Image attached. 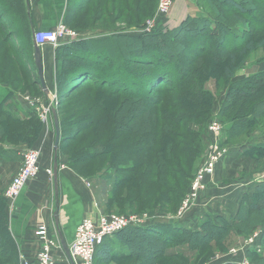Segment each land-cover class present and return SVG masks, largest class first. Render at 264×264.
Instances as JSON below:
<instances>
[{
  "label": "trees",
  "instance_id": "trees-1",
  "mask_svg": "<svg viewBox=\"0 0 264 264\" xmlns=\"http://www.w3.org/2000/svg\"><path fill=\"white\" fill-rule=\"evenodd\" d=\"M157 1L112 0L106 4L112 11L108 24L115 27L120 22L141 30L154 15ZM261 1L254 3L262 10L264 0ZM202 4L208 10L207 15L187 17L173 29L156 25L150 32L130 35L114 30L107 37L80 38L54 48L58 98L55 110L61 154L75 172L87 179H101L109 186L103 214L117 199L119 201L118 191L124 185L134 189V185L139 188L154 181L167 193L160 195V200L184 196L193 176L194 162L204 150L201 133L193 126L206 123L211 116L212 97L205 90L209 70L204 66L203 54L212 59L216 70H221V79L226 81L218 112L221 122L227 125L225 142L232 143L243 135L250 136L264 129V69L234 80L252 52L261 49L264 53V30L261 33L256 30L259 25L256 18L264 19V11L260 17L249 16L257 9H252L248 0H202ZM104 6L102 3L93 13V24L107 15ZM0 14L1 22H8L14 28L9 40H4L14 44L13 47H21L18 67L32 79L28 86L37 88L42 95L38 74L32 75V69L36 70L33 57L36 30L31 26L26 0H0ZM74 19L63 23L74 30ZM190 39L197 55L192 54L184 67ZM174 62L179 72L178 79L172 81L174 77L167 65ZM5 86L10 96L13 88ZM89 90L95 97L96 94L102 96V100L86 96L84 92ZM103 97L116 105H108ZM129 120L134 123L132 127ZM11 124L20 128L21 134L12 135ZM40 130L35 114L24 120L17 119L0 101V136H3L0 162L14 153L4 150L2 145L16 146L14 143L19 141L31 145ZM92 132L97 133L101 143L94 142L91 147L68 153L65 143L72 144ZM105 134L110 135L108 142L111 143H105ZM260 134L249 151L258 166L261 165L260 155L264 154V132ZM7 141L11 142L6 144ZM101 165L103 167L97 170ZM5 203L6 199L0 197L1 245L7 226ZM254 226L263 227L264 245V180L256 183L251 200L242 199L231 223L221 216H205L195 229L186 228L178 221L148 222L115 235L121 237L128 248L123 255L127 264H196L200 260L199 264H205L223 248L222 244L231 234L248 237L250 234H245ZM105 245L106 241L97 248L94 262H110ZM247 256L254 263L264 264V257L255 252Z\"/></svg>",
  "mask_w": 264,
  "mask_h": 264
},
{
  "label": "crops",
  "instance_id": "crops-1",
  "mask_svg": "<svg viewBox=\"0 0 264 264\" xmlns=\"http://www.w3.org/2000/svg\"><path fill=\"white\" fill-rule=\"evenodd\" d=\"M109 2H112V0H26V5L31 19V26L36 31L53 29L59 22L65 20L69 22L74 17L76 25L74 31L79 34V39L107 37L112 35L114 30L118 31V33L121 32L120 34L140 33L138 28L129 27L120 22L116 23L115 27H110L108 23L111 22L108 17H112V11L111 7L108 9L106 5ZM199 2L202 3V0H178L169 14L159 19L157 25H165L169 29L177 27L187 17L197 16L200 9L198 4H201ZM102 3L105 4V9L103 10L109 14L107 13L106 16L102 15L101 20L93 24V13L100 9ZM70 5H73L71 10H69ZM41 59L43 80L49 91L53 86L55 77L54 48L50 45L42 46ZM29 64L32 65L31 63ZM262 69L264 67L257 71ZM247 75H242L237 80ZM40 89L43 92L41 85ZM43 94L45 93L43 92ZM44 97L47 99V95H44ZM14 106L16 110H20V118H27L29 111L26 114L27 109L25 106ZM50 118L47 126H41L39 135L31 145L27 143H20L16 146L2 145L4 150H13L14 153L10 154V157L7 155L0 162L1 198L4 197L3 194L6 188L20 169L23 151L34 148L40 149L41 156L38 176L23 187L15 200H6L4 212L7 218V226L6 230H3L5 235L3 244H0L1 264H22V262L35 264L42 246L40 238L35 233L41 226L46 227L48 237L57 241L60 246L52 249L55 264H72L61 246V238L69 248L73 241L76 227L80 222L85 218L96 222L99 215L103 214L101 204L102 200L107 198L109 190L103 192L101 189L98 192L97 188H101V183L104 184L102 181L92 178L87 179L70 168L66 163V158L61 154V144L58 147L57 180L55 182L53 152L55 126L52 114ZM254 133L250 137L254 136ZM255 135L259 136L260 133ZM256 140L252 139L249 140V143L246 141V143L237 145L227 143L231 144V146L228 145L229 153L217 165L215 173L209 180L208 189L201 196L199 206L179 218V224L186 228L195 229L205 216H221L229 219L230 223L236 218L242 199L246 197L251 200L255 193L256 183L264 180V174H262L260 179L258 174H252L255 173L258 163L255 162L249 151H251ZM47 169L52 170V177L45 173ZM245 170H249L248 172L251 175L243 184L238 181L237 177L238 173L246 172ZM246 185L250 186L248 187L250 190H247ZM106 187V189H109V186ZM56 207L58 210L57 219L55 218ZM151 223L157 222L152 221ZM244 238L246 236L231 234L227 239L226 247L229 246L227 251L243 242ZM105 241L110 255L108 264L124 262L123 255L128 252V248L123 243L122 238L115 235L108 237ZM262 248V254L257 255L264 257V245ZM94 264L98 263L94 262Z\"/></svg>",
  "mask_w": 264,
  "mask_h": 264
},
{
  "label": "rangeland",
  "instance_id": "rangeland-1",
  "mask_svg": "<svg viewBox=\"0 0 264 264\" xmlns=\"http://www.w3.org/2000/svg\"><path fill=\"white\" fill-rule=\"evenodd\" d=\"M254 1H256V3H257V0H248V3H250V7L252 9H257V5L254 3ZM258 2H262V1L258 0ZM199 3H201V2H199ZM263 4H264V2H263ZM198 6L200 7V9H199V12L197 13V15H199V14H201V15L206 14L207 15L208 14V10H206V6H204L202 3L198 4ZM263 11H264V9H262V10L257 9L256 12H251V14L249 16L260 17L259 15H262ZM228 14H230L229 11L227 13V16H229ZM0 17H1V14H0ZM160 18H162V17H160ZM159 19H158V21H159ZM256 19L258 20V24H259L256 27V30H258V32L261 33L264 30V19H260V18H256ZM6 20H8V19H6ZM5 23H7V24L2 23L0 20V101L3 102V108L5 110H7L12 116L16 117L17 119H20V120L25 119V117H24V119L20 118V116H19L20 110L19 111L16 110L15 106H14V105H20V106L22 105V106H25L27 109L26 114H28V111H29L28 116H30L32 113L35 114V117L38 119L41 126H47L49 123V119H51V118H49V117L47 118L46 124H43L41 121V114L43 112L42 106H44L46 101H47V99L44 97L45 94L41 95L37 88H31L30 86H28V84H30V82H32L31 81L32 79L27 78V74L23 72V69L18 67V64L21 62L20 55L18 54V52L22 51V49H21V47H13L12 45H14V44H12L10 41L4 40L6 38H7V40H9L8 36L10 35L11 32L14 31V28L10 27L11 26L10 23H8V22H5ZM72 31H74V30H72ZM194 46H195L194 42L191 41V39H190L188 41L187 48H186V52H187L186 53V60L185 61L183 60L184 61L183 62L184 67H186V65L192 59V54L197 55L195 53V50H192V48ZM15 57H16V59H15ZM202 57H203L202 59H204V66H207V68L209 70L207 73L209 80L206 83L205 90L208 91L212 97L211 116L209 118H207V120H205L206 123H204L200 126H193L194 130H197L201 133V139H202V144H203L204 150H203L202 154L194 162L193 173H192L193 176L190 179L189 186H187V189H186L184 196L182 198L174 196V198L166 199L164 201L161 198V200H162L161 201L160 195H167V193L165 192V190L162 186L160 188L159 187L160 185L154 181H150L146 185H143L142 187H139V188L134 185V189H132V188L127 189L126 185H124L118 191V194H119L118 197H120L119 201L117 199L115 201L114 205L109 210L107 209V211H105V213L107 215H109V214L136 215L139 218L145 217L146 220L148 219L147 221H150V222L156 221L157 223H167V224L170 222L178 221V219L175 217L179 211L181 201L185 197V195L187 194V191L190 187L191 181L194 178L197 170L200 168V166L204 162L205 157L208 153V148H209L210 144L215 139V135L210 130V126L213 123H218L220 125L221 133L219 136V142L223 147L228 148V153H229V146L228 145L231 146V144H227L225 142L226 141V127L225 126H227V125L224 124L223 122H221V120L218 116V112H219V109L221 106V102H222L224 95H225V85H226L225 83H226V81H223L221 79V70H216L215 67H217V66L212 61V59H209V57H207L205 54H203ZM176 66H177L176 62L167 65L168 71H170V73H172V75L174 77V79L173 78L171 79L172 81L176 80V78L178 79L177 73L179 71L176 70ZM218 67L221 68L222 64L219 65ZM241 67L242 68L239 71H237L234 80L239 79V77L242 75L245 76L247 74H250V73L257 71L261 67H264V53H263V51L261 49H258V50H255L254 52H252L248 56L247 61ZM32 70H33L32 75L33 76L36 75L37 74L36 70L35 69H32ZM22 76H24L25 78ZM5 85H9L11 88H13L12 89L13 91H12L10 96H8L9 91L7 89V86H5ZM87 89H90V88H87ZM162 89H163L162 90V92H163L164 88H162ZM49 92L50 93L55 92V94L57 96L55 77H54V81H53V86L51 87V90L49 89ZM84 93L86 96L91 95V97L93 99L97 98L98 100H100V99L102 100V96L96 94V97H95V93L92 90L85 91ZM25 97H28L31 100L35 99L38 102L33 108H31L28 105V103L25 101ZM57 99L58 98L56 97V100ZM103 99L110 106L114 107L116 105V103L111 104L112 103L111 100H107L104 97H103ZM57 106H58V104L56 105V107ZM2 121H4V120L2 119ZM128 123L131 127L134 125V123L130 122V120ZM9 128L11 131H13V132H11L12 135L21 134V129L18 128L16 125L11 124V125H9ZM263 132H264V129L262 130V132L257 130V131H255L254 136H251V137L243 135L236 140H232V144L237 145V144H241V143H246V141H248V143H249V140L259 139L261 134L259 136H256L255 135L256 133H262L263 134ZM12 135L10 134V138H11V140L15 141L14 137ZM109 137H110V135L108 136V134H105L103 136L105 143L108 142ZM1 138L3 140V136H0V141H1ZM1 142H3V141H1ZM9 142H11V141H7L6 144H8ZM94 142L101 143L98 141L97 133L92 132V133H87L84 137H82L81 139L77 140L76 142H74L72 144L71 143H69V144L65 143L64 145L69 148L68 153H75L79 149L93 146ZM20 143H25V142L19 141V143H14V144L18 145ZM108 143H111V141ZM107 144H105V146ZM94 145H96V144H94ZM260 158L261 159L259 160V162L261 163V165H259L257 167L255 173H252L254 175L258 174L259 179L262 177V174H264V154L260 155ZM102 167L103 166L101 165L100 167L97 168V170H100ZM248 171H246V172L243 171L244 173L243 172L238 173L237 179L240 183L244 184L246 182V180L248 178H250L251 174H249ZM98 181H102V180L99 179ZM261 181H263V180H261ZM98 184H99V182H98ZM232 184H235V183H232ZM149 185H151L152 187H149ZM246 186H247V190H250L248 188L250 186L249 185H246ZM227 187H230V186H227ZM106 188H107L106 185L101 183V188H97V190L99 192L102 189L103 192H106V190H109ZM128 192L131 195L132 194L133 195L130 196L128 194ZM106 202H107V198H104L102 200L101 205L106 206V204H107ZM120 203H122V206L118 205ZM123 204H125V206H128V207L125 208L123 206ZM254 228H255V226L251 229V231L249 233H246L245 235L251 234L253 232ZM227 243L228 242L226 239L225 243L222 244V247L226 250L223 251V248H221V250L215 252L214 257L216 255L222 254V253L227 251V249L229 248V246L225 247V244L227 246ZM199 262L196 264H199ZM120 264H127V263L124 261Z\"/></svg>",
  "mask_w": 264,
  "mask_h": 264
},
{
  "label": "built area",
  "instance_id": "built-area-1",
  "mask_svg": "<svg viewBox=\"0 0 264 264\" xmlns=\"http://www.w3.org/2000/svg\"><path fill=\"white\" fill-rule=\"evenodd\" d=\"M178 0H158L154 15L145 22L140 32H150L156 25L160 17L166 16ZM79 39V34L66 27L63 22H59L53 29L39 30L33 33L34 43L42 47L50 45L53 48L63 43ZM55 92H49L47 101L42 106L41 121L46 124L47 118L51 117L53 109L58 101ZM25 101L33 108L37 100L25 97ZM210 130L215 135L214 141L208 148V153L204 162L197 170L191 181L187 194L182 199L179 211L175 218L183 217L189 211L197 208L200 204L202 194L208 189L209 180L215 173L217 165L228 155V148L223 147L219 142L221 127L218 123H213ZM40 149H27L21 155V166L16 175L4 192L7 201L15 200L23 187L32 179L36 178L40 172ZM45 173L52 177L51 169ZM148 220V219H147ZM146 218H139L136 215L100 214L95 222L85 218L76 227L74 238L69 246L70 255L75 264H94V257L97 248L103 244L105 239L112 237L118 232L135 226H143L148 221ZM42 242L40 253L35 264H55L52 256V249L60 247L57 241L52 240L47 235L45 226H41L35 233ZM263 227H256L253 232L239 245L230 248L225 254L216 255L205 264H258L250 261L247 254L254 251L262 254Z\"/></svg>",
  "mask_w": 264,
  "mask_h": 264
},
{
  "label": "water",
  "instance_id": "water-1",
  "mask_svg": "<svg viewBox=\"0 0 264 264\" xmlns=\"http://www.w3.org/2000/svg\"><path fill=\"white\" fill-rule=\"evenodd\" d=\"M33 57H34V66L37 70L39 83H40L42 90L45 93V95L48 96L49 91H48V89L44 83V80H43L41 48L39 46H37L36 44H34ZM52 115L54 118V126H55V140H54V145H53V152H54V178H55L54 180L56 182V180H57L56 179V173H57V168H58L57 156H58V147H59V142H60V127H59L58 115H57V112L55 109H53ZM57 215H58V210L56 207V212H55V218L56 219H57ZM61 246H62L63 250L65 251V253L67 254L68 259L71 261L72 264H74L73 259L70 255V252H69V248L67 247V245L65 244V242L63 241L62 238H61ZM22 264H25V263L22 262Z\"/></svg>",
  "mask_w": 264,
  "mask_h": 264
}]
</instances>
